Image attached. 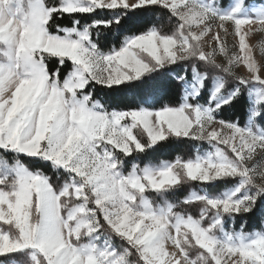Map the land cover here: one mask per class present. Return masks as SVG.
Wrapping results in <instances>:
<instances>
[{"label":"snow or ice","instance_id":"obj_1","mask_svg":"<svg viewBox=\"0 0 264 264\" xmlns=\"http://www.w3.org/2000/svg\"><path fill=\"white\" fill-rule=\"evenodd\" d=\"M257 208L264 0H0V264H264Z\"/></svg>","mask_w":264,"mask_h":264},{"label":"trees","instance_id":"obj_2","mask_svg":"<svg viewBox=\"0 0 264 264\" xmlns=\"http://www.w3.org/2000/svg\"><path fill=\"white\" fill-rule=\"evenodd\" d=\"M153 20L151 14L141 13L134 18V24L132 29L135 30L136 27L147 24ZM67 21H65L66 23ZM174 94L171 87L170 79L168 77L158 78L156 81L149 82L148 84L141 85L133 88H124L122 91L115 93H108L105 96L104 92L100 93L101 99H107L108 102L118 108H127L135 107L139 105L142 101V98L154 97L159 99L170 98ZM176 154L187 155L186 146H177V145H165L164 147L158 148L155 153H153V158H164V159H173ZM44 168L45 171H48L47 165H39ZM247 221V229H261L264 228V209L257 208L255 212L247 217H244L238 220V223H243Z\"/></svg>","mask_w":264,"mask_h":264},{"label":"rangeland","instance_id":"obj_3","mask_svg":"<svg viewBox=\"0 0 264 264\" xmlns=\"http://www.w3.org/2000/svg\"><path fill=\"white\" fill-rule=\"evenodd\" d=\"M257 56L259 57V53L257 52Z\"/></svg>","mask_w":264,"mask_h":264}]
</instances>
